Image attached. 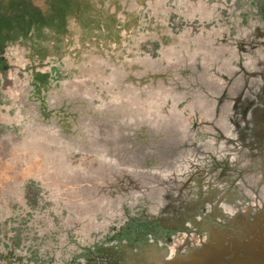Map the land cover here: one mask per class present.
Listing matches in <instances>:
<instances>
[{
    "label": "rangeland",
    "instance_id": "374dc122",
    "mask_svg": "<svg viewBox=\"0 0 264 264\" xmlns=\"http://www.w3.org/2000/svg\"><path fill=\"white\" fill-rule=\"evenodd\" d=\"M127 6L134 30L89 44L72 68L54 60L76 89L54 106L88 104L70 122L22 110L0 74V104H14L0 112V264H160L154 249L175 258L264 206V0Z\"/></svg>",
    "mask_w": 264,
    "mask_h": 264
},
{
    "label": "crops",
    "instance_id": "0c3cea01",
    "mask_svg": "<svg viewBox=\"0 0 264 264\" xmlns=\"http://www.w3.org/2000/svg\"><path fill=\"white\" fill-rule=\"evenodd\" d=\"M14 1L16 5H11V8L0 9V48L7 47L5 54L7 56L10 46L14 45L21 53L18 59L24 58L35 64H51L58 77L59 71L53 67L57 64L55 59H67L68 67L72 68L77 58L82 60L90 54L89 44L99 40L104 42L106 37H114V32L121 29L131 32L137 24L135 13H131L127 6L129 0ZM41 1H44L42 5ZM15 6L20 7L18 10L22 13L18 26L6 27L9 29L4 30L1 15L8 16ZM35 80L43 81L44 85L48 77L38 74ZM43 85L41 88L34 84L33 97L45 94ZM13 105L11 103L4 109L0 104V112L5 110L1 113L3 117L10 116L12 112L10 107ZM2 122L0 120V124ZM260 182L264 184V178H261ZM261 189L264 190L263 187Z\"/></svg>",
    "mask_w": 264,
    "mask_h": 264
},
{
    "label": "flooded vegetation",
    "instance_id": "af4514ba",
    "mask_svg": "<svg viewBox=\"0 0 264 264\" xmlns=\"http://www.w3.org/2000/svg\"><path fill=\"white\" fill-rule=\"evenodd\" d=\"M14 48H15L14 45L10 46V49H14ZM6 50H7L6 46L4 48L2 47L0 48V72L2 73L3 76H5L4 87L14 86L15 89L17 90L20 96L18 102L21 105L19 106L22 108V110L24 109L26 111L27 109L29 110L30 107L34 108V105H37V107L40 108L39 112H41V118L43 121H48V122L51 121L50 117L49 118L47 117L48 115L47 110H48V111H51V113H53V115L51 116L52 118H57L58 121L62 123L70 122L71 119L75 116L73 112V108H74L73 106L79 105L80 107L78 109L81 112L84 110L85 111L88 110V104L86 100L78 99L80 103L74 104L72 102L76 101L77 99L72 100L70 98L69 100L67 98L68 96H71L72 94H74L76 89L72 87V85H69L68 82H65V86H67L66 89L62 88L63 84L60 78L56 75L54 70L51 67H49V65L43 67V66H40L41 64H35L26 59L19 60L18 63H15L16 66L12 65V63H10L6 58V55H5ZM9 73H12L13 76L15 77V81H16L15 84L12 82V80H10L9 75H8ZM38 74L46 75L48 77V80L44 85H43L44 83L43 81L39 80V82H36L35 79ZM87 78H88L87 75H82L83 80H87ZM34 84H36V86L38 85L41 88H43L42 87L43 85L45 88L44 89L45 94L44 93L41 94L40 97H37V96L33 97L32 89H33ZM44 90L42 91L44 92ZM65 92L67 94L66 95L67 97L66 96L65 97L68 100L64 101L63 103L59 101L58 106H54V104L57 103L55 98L61 96V94ZM52 103H53V106H51ZM80 126H82V123H80ZM202 201H205V200H202ZM199 205L201 206V203H199ZM257 213H258V216H257L258 219L256 218L257 220H255V224H254L255 228L259 232V261H257V264H264V206H262ZM212 219H216V217L212 216ZM208 221L210 220H206V223ZM233 225L234 224H229L228 227H226L225 229H218L220 230V232L217 233V235L214 238L209 237L210 232L207 233L208 238L206 239V241L203 242L202 246L191 248L189 249L190 251L188 250L189 252H191V255L188 258L184 257L186 254H188V251H187V252L179 253L178 255H176V256L182 257L183 260H181V258L179 257H175V258H172L171 261H177L176 262L177 264H185L187 261L189 262L193 259L191 258L192 256H194L196 253L203 250L204 248H207L208 245L219 244L221 236L222 237L236 236L240 238L241 240H245L248 238L247 234L250 233L249 230H240V228L244 226H241L237 223L236 225L238 226L239 229H234ZM212 228H215V227H212ZM212 228H210V231H211L210 234H212L213 232ZM232 232L234 235L231 234ZM250 237H252L251 234H250ZM199 248L201 250H199ZM228 263L231 264V261H228ZM165 264H169V262Z\"/></svg>",
    "mask_w": 264,
    "mask_h": 264
},
{
    "label": "water",
    "instance_id": "95a60500",
    "mask_svg": "<svg viewBox=\"0 0 264 264\" xmlns=\"http://www.w3.org/2000/svg\"><path fill=\"white\" fill-rule=\"evenodd\" d=\"M258 219V218H257ZM255 219V220H257ZM252 224H240V230H249L247 239L241 240L236 236L220 237L219 244L208 245L207 248L196 253L191 261L185 264H257L259 261V232ZM234 229H239L236 223ZM232 235L233 232L231 233ZM250 234L252 237H250ZM171 261L169 264H177Z\"/></svg>",
    "mask_w": 264,
    "mask_h": 264
},
{
    "label": "bare ground",
    "instance_id": "6f19581e",
    "mask_svg": "<svg viewBox=\"0 0 264 264\" xmlns=\"http://www.w3.org/2000/svg\"><path fill=\"white\" fill-rule=\"evenodd\" d=\"M240 150V149H239ZM235 155H237V154H235ZM244 156H249V154L248 153H245L244 152ZM243 156V157H244ZM239 159L240 157L239 156H237L236 157V159ZM245 158V157H244ZM259 159V158H258ZM257 162H259V161H257ZM211 220V219H210ZM239 222L241 223V224H244V223H246V221L244 220H242V219H239ZM198 229V228H197ZM121 230V229H120ZM212 230H213V232H212V234H210L209 233V237H211V238H214L216 235H217V233H219L220 232V230H218L216 227L215 228H212ZM193 232V231H192ZM234 232V231H233ZM195 233V232H194ZM200 234V233H199ZM94 244V243H93ZM96 245V244H95ZM109 245V244H108ZM98 247V246H97ZM124 247V246H123ZM91 248V247H90ZM132 249V248H131ZM150 249V248H149ZM196 249V248H195ZM121 250V249H120ZM199 250H200V248H199ZM93 251V250H92ZM151 251V250H150ZM150 251H149V253H150ZM190 251V250H189ZM188 251V254H186L184 257H189L190 255H191V252H189ZM82 252V251H81ZM98 252H99V250H98ZM90 253V252H89ZM184 253V252H183ZM151 256V255H150ZM152 256H153V258H154V260L157 262V263H160V264H165V263H168V262H171V259H172V253L171 252H168L167 250H165V251H163V253L161 254V250H159V249H154V252L152 253ZM182 256V255H181ZM91 257V256H90ZM177 257H179V258H181V260H183L182 259V257H180V256H177ZM83 259V258H82ZM139 259L141 260V261H145L146 259H147V256H145L144 254H140V257H139ZM128 260V259H127ZM133 260H134V258H133ZM131 262H133V261H131ZM155 262V263H156ZM128 263H129V261H128ZM151 263H153V262H151ZM133 264V263H132Z\"/></svg>",
    "mask_w": 264,
    "mask_h": 264
}]
</instances>
